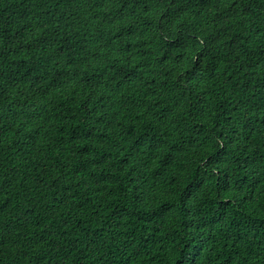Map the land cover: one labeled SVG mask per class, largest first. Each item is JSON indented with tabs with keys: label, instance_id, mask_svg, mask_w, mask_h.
I'll return each mask as SVG.
<instances>
[{
	"label": "trees",
	"instance_id": "trees-1",
	"mask_svg": "<svg viewBox=\"0 0 264 264\" xmlns=\"http://www.w3.org/2000/svg\"><path fill=\"white\" fill-rule=\"evenodd\" d=\"M0 264H264V0H0Z\"/></svg>",
	"mask_w": 264,
	"mask_h": 264
}]
</instances>
